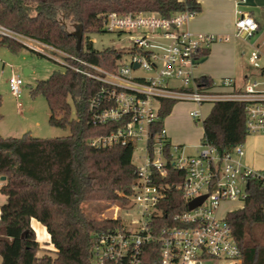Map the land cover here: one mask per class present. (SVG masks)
I'll return each instance as SVG.
<instances>
[{
    "label": "built area",
    "instance_id": "1",
    "mask_svg": "<svg viewBox=\"0 0 264 264\" xmlns=\"http://www.w3.org/2000/svg\"><path fill=\"white\" fill-rule=\"evenodd\" d=\"M196 14L190 10L168 17L157 12L100 14L102 33L118 38L117 44L109 46L118 53L112 70L0 26V35L27 46L22 40H29L35 45H29L34 52L60 65L62 70H72L99 83L89 100L92 123H117V128L89 140L91 147L132 145L133 152L142 153L143 161L136 166L125 210L134 215L129 220L119 218L120 227L96 234L90 251L91 264H142L150 244H157L159 249L153 264H242L226 216L244 207L250 181L264 187V65L261 52L253 47L248 63L260 71L262 80L250 82L247 75L241 86L231 78L213 82L209 88L197 86L201 52L215 43L230 41L231 36L192 32L188 25ZM237 14L232 37L243 41L252 38L257 33V23L248 14ZM137 72L141 74L135 75ZM7 83L17 99L23 80L14 75ZM166 99L189 102L198 108L220 101L243 103L246 138H262L263 167L253 168L241 161L245 141L223 155L201 142L196 154L191 155L185 153L184 147L173 145L164 129L152 135L161 101ZM189 115L196 121L201 118L199 110ZM175 193L186 202V209L162 225L163 204L169 194ZM202 196L203 202L189 210L188 203ZM223 204L236 206L220 215Z\"/></svg>",
    "mask_w": 264,
    "mask_h": 264
},
{
    "label": "trees",
    "instance_id": "2",
    "mask_svg": "<svg viewBox=\"0 0 264 264\" xmlns=\"http://www.w3.org/2000/svg\"><path fill=\"white\" fill-rule=\"evenodd\" d=\"M183 10L199 13L200 5L193 0H0V26L112 70L118 53L109 46L96 49L90 40V35L102 33L100 14L157 12L168 17ZM68 24L73 30H69ZM79 27L82 41L78 51ZM0 46L14 53L26 48L2 35ZM206 54L207 50L201 52V56ZM196 84L209 88L213 80L200 76ZM98 88V82L72 70L53 71L47 79L36 81L30 95L45 99L48 125L68 129L69 135L57 138H36L30 133L7 138L0 135V177H5L0 183V196L4 198L0 205V264H91L90 251L96 234L121 226L118 218H87L82 207L86 202L127 205L136 174L132 145L105 148L89 145V140L117 128V123H92L89 100ZM175 103L161 101L152 135L164 129V119ZM201 124V142L214 147L220 155L246 139L243 103L216 102ZM247 192L244 207L229 213L226 221L240 250L242 264H264V239L259 240L252 231L259 226L264 232V187L250 181ZM163 206L165 217L161 223L165 225L170 216L186 209V202L179 193L169 194ZM31 219L40 223L50 236L54 257L47 253L37 256L41 248L30 226ZM145 250L142 264H153L158 258V245L150 244Z\"/></svg>",
    "mask_w": 264,
    "mask_h": 264
},
{
    "label": "rangeland",
    "instance_id": "3",
    "mask_svg": "<svg viewBox=\"0 0 264 264\" xmlns=\"http://www.w3.org/2000/svg\"><path fill=\"white\" fill-rule=\"evenodd\" d=\"M240 3L239 5H243ZM238 11L244 13L243 9L239 7ZM260 15L256 14L261 25V31L255 34L252 38L242 41V39H235L236 53L233 60L222 59L215 62V65L219 70H224L228 67H232L235 75L238 78V82L241 76L247 74L250 76V82L256 80H262L260 71L252 68L248 63L249 53L252 51L251 46L256 43L259 44V50L261 52V64L264 65V22L259 18ZM69 30H73V27L68 24ZM21 36V35H20ZM23 37V36H22ZM9 38V37H8ZM14 41L24 45L26 48L18 52H11L9 49L0 46V96L1 106L0 114L2 116L1 124L10 129L12 133H16L17 128L31 127L32 135L34 134L38 138H57L65 137L69 135L68 129H60L51 127L48 125L49 110L45 99L42 96L32 97L30 90L34 87L37 80L47 79L53 71L62 70V67L52 60L33 54L30 50L33 49L29 45V40H22L27 45L21 43L19 40L11 38ZM90 40L96 49L111 46L117 44V36L108 33H97L90 35ZM244 51V55L241 52ZM47 52V51H46ZM25 70H30L31 73L25 74ZM141 72L135 73L140 75ZM17 75L23 80V85L20 87V96L16 99L13 97L8 88V79L11 76ZM237 82V83H238ZM19 104V106H18ZM211 104H203L200 107L201 118L199 120H193L189 113L193 110H198L197 106H193L188 102H176L171 109L168 116L164 121V129L167 133V138L173 145L176 144V138H186L187 141L182 140V144L186 146L185 153L194 155L199 150L201 144L203 129L201 121L207 116ZM73 113V109H72ZM31 135V136H32ZM20 133L16 137H21ZM187 146H197L187 147ZM142 153L135 150L132 155V163L135 166H141ZM242 162L247 165L260 169L263 167V147L262 138L260 137H247L244 142V157ZM127 205L121 206L118 203L108 202H86L83 204V210L87 218H121L123 220H129L133 217L134 212L128 211L125 213ZM233 204H223L220 215L222 212L227 211L230 208L235 207ZM253 234L259 240L264 239V232L262 227H253ZM38 237L39 233H38ZM41 250L37 256L48 254L54 257V253L45 249H49L46 245H41ZM51 249V248H50ZM1 263V258H0ZM211 264V263H205Z\"/></svg>",
    "mask_w": 264,
    "mask_h": 264
},
{
    "label": "crops",
    "instance_id": "4",
    "mask_svg": "<svg viewBox=\"0 0 264 264\" xmlns=\"http://www.w3.org/2000/svg\"><path fill=\"white\" fill-rule=\"evenodd\" d=\"M193 1H195L196 3L200 5V12L197 13L194 16V18L191 19V21L189 22L188 27L192 32L231 36L230 41L225 42V43L213 44L207 50V54L204 56H201L199 60L198 68H197V75L199 77L200 76L209 77L215 83H219V81L223 78H231L237 84V86H241L244 83V79L247 76V74L241 76L238 82L237 81L238 78L235 75V72L232 67H228L224 70L222 69L219 70L217 66L215 65V62L220 61L222 59H225L228 61L234 59V55L236 53L235 39L237 38H233L232 35L235 31V22L238 18L237 11L239 7H241L244 13L250 15L254 19V21L257 23L258 30H257V33L255 34H258L261 31V25L258 19L255 17V15L256 14L260 15L259 16L260 20L264 22L263 21L264 0H245L243 5L237 4L235 0H193ZM253 47H256L259 49L260 46L258 43H256V46L255 45L251 46V48ZM244 53L245 52L242 51L241 55H244ZM25 71H26V74L31 73L30 70H25ZM190 104L194 106V104L192 103ZM211 107H212V104H211ZM198 110L201 113L200 108H198ZM16 131H17L16 133L18 134L20 133V135H23L25 133H30L32 135L33 130H31V127L29 128L28 126L25 128H21V126H19ZM18 134L12 133L10 129L5 128L0 122V135L2 137L4 138L16 137V135ZM32 136L36 137L34 134ZM176 139H177L176 144L186 149V146L182 144V140L187 141L186 138L182 137V138H176ZM187 147L197 148V146H187ZM3 201H4V198L0 196V205L2 204ZM30 226L35 233L36 241L39 243V246L41 247V245L44 244L46 245V247L51 248V249L49 248L45 250L55 252L54 247L50 243V236L46 232L45 228L34 219H31ZM38 233L40 237H38Z\"/></svg>",
    "mask_w": 264,
    "mask_h": 264
},
{
    "label": "water",
    "instance_id": "5",
    "mask_svg": "<svg viewBox=\"0 0 264 264\" xmlns=\"http://www.w3.org/2000/svg\"><path fill=\"white\" fill-rule=\"evenodd\" d=\"M263 21H264V18H263ZM76 37H77L76 47H77V50L79 51L80 47H81V41H82V29L80 27L78 28V32L76 34ZM24 73L26 74V71H24ZM4 180H5V177H0V181H4ZM204 199H205V196H202V197H199V198L189 202L188 203V209L192 210L195 207L199 206L203 202Z\"/></svg>",
    "mask_w": 264,
    "mask_h": 264
}]
</instances>
